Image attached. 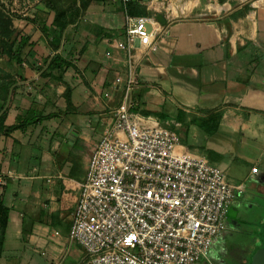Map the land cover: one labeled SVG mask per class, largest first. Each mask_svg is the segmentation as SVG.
I'll return each instance as SVG.
<instances>
[{
	"label": "crops",
	"instance_id": "crops-1",
	"mask_svg": "<svg viewBox=\"0 0 264 264\" xmlns=\"http://www.w3.org/2000/svg\"><path fill=\"white\" fill-rule=\"evenodd\" d=\"M261 1L140 2L145 16L168 31L136 64L135 112L243 186L218 246L242 216L257 214L264 224ZM47 16L35 11L33 22L14 19L8 30L23 35L13 45L17 54L0 56V176L12 174L0 185L11 210L0 225V264H83V249L68 240L72 213L89 154L119 101L114 80L126 72L125 54L111 45L124 33L121 0L91 4L61 39ZM55 55L71 64L62 81L42 75Z\"/></svg>",
	"mask_w": 264,
	"mask_h": 264
},
{
	"label": "built area",
	"instance_id": "built-area-1",
	"mask_svg": "<svg viewBox=\"0 0 264 264\" xmlns=\"http://www.w3.org/2000/svg\"><path fill=\"white\" fill-rule=\"evenodd\" d=\"M133 1L142 2L121 0L124 33L111 43L126 56L125 77L113 83L119 101L89 154L68 240L83 249V264H198L219 245L243 186L135 112L136 64L157 51L168 29L154 17L127 14ZM0 177L3 185L12 174Z\"/></svg>",
	"mask_w": 264,
	"mask_h": 264
},
{
	"label": "trees",
	"instance_id": "trees-1",
	"mask_svg": "<svg viewBox=\"0 0 264 264\" xmlns=\"http://www.w3.org/2000/svg\"><path fill=\"white\" fill-rule=\"evenodd\" d=\"M68 3L66 6L59 7V5L55 4V1L52 3L53 7L50 6L49 13L47 14V19L50 20L51 26L55 28V35L57 38L60 39L63 36V32L66 29V27L70 24H74L75 21L81 16V13L86 10L91 4L93 3H103L105 0H66ZM79 4V5H77ZM123 8V6H122ZM126 12L129 15L133 16H145L146 11L141 6L140 2L133 1L125 6ZM20 18V16H19ZM28 22H33V19H27ZM43 25L45 24V21L42 22ZM1 26H5L2 30H0V56H7L8 58H14L17 54V50H13L14 42L18 38H22V36L18 35V33H15L12 35V33L8 30L9 26H12L11 21L5 20L0 14V28ZM45 28V25H44ZM27 39V38H25ZM24 43H21L19 45V48ZM71 64L67 62L64 58H62L61 55H55L49 62L46 69L42 72L43 77H49L52 80L55 81H62L63 74L65 73L66 69ZM7 89L5 90V92ZM1 123V121H0ZM18 128L19 125L12 127L11 129ZM10 208L5 205V203L0 198V225H7L9 220V214H10ZM264 232V224L261 227L260 235L258 237L257 243L255 245V248L253 249L251 255L248 257L247 264H251V259L253 255H255L258 251L262 249V235Z\"/></svg>",
	"mask_w": 264,
	"mask_h": 264
},
{
	"label": "rangeland",
	"instance_id": "rangeland-1",
	"mask_svg": "<svg viewBox=\"0 0 264 264\" xmlns=\"http://www.w3.org/2000/svg\"><path fill=\"white\" fill-rule=\"evenodd\" d=\"M59 7L66 6V0H0V12L6 20H23L28 23L35 11L49 13V6L52 3ZM76 1V0H74ZM79 5V4H77ZM48 12V13H46ZM20 16V18H19ZM4 18V19H5ZM100 126L98 127L99 131ZM257 214L242 216L239 221H235L230 230V235L222 245L217 246L208 255L205 264H247L251 255L262 225L258 222Z\"/></svg>",
	"mask_w": 264,
	"mask_h": 264
},
{
	"label": "water",
	"instance_id": "water-1",
	"mask_svg": "<svg viewBox=\"0 0 264 264\" xmlns=\"http://www.w3.org/2000/svg\"><path fill=\"white\" fill-rule=\"evenodd\" d=\"M264 3V0L259 2V5H262ZM161 16L157 17V20L161 21ZM251 264H264V232L262 235V249L258 251L255 255H253L251 259Z\"/></svg>",
	"mask_w": 264,
	"mask_h": 264
},
{
	"label": "bare ground",
	"instance_id": "bare-ground-1",
	"mask_svg": "<svg viewBox=\"0 0 264 264\" xmlns=\"http://www.w3.org/2000/svg\"><path fill=\"white\" fill-rule=\"evenodd\" d=\"M182 9H183V8H182ZM183 10L186 11L185 9H183ZM180 11H181V9H180ZM175 13H176V12H175ZM175 13H174V14H175ZM186 13H187V12H186Z\"/></svg>",
	"mask_w": 264,
	"mask_h": 264
}]
</instances>
